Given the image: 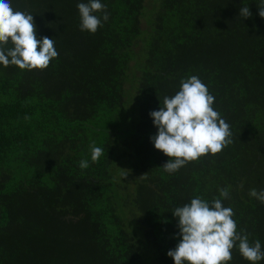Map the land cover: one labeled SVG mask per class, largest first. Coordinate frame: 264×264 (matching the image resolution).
I'll use <instances>...</instances> for the list:
<instances>
[{
	"label": "trees",
	"instance_id": "trees-1",
	"mask_svg": "<svg viewBox=\"0 0 264 264\" xmlns=\"http://www.w3.org/2000/svg\"><path fill=\"white\" fill-rule=\"evenodd\" d=\"M10 2L59 55L44 70L0 65V264H174L172 212L222 188L237 231L264 251V204L249 195L264 190L261 0H101L95 34L80 30L88 0ZM193 75L232 143L168 173L150 113ZM227 264L250 262L236 246Z\"/></svg>",
	"mask_w": 264,
	"mask_h": 264
},
{
	"label": "clouds",
	"instance_id": "clouds-1",
	"mask_svg": "<svg viewBox=\"0 0 264 264\" xmlns=\"http://www.w3.org/2000/svg\"><path fill=\"white\" fill-rule=\"evenodd\" d=\"M77 8L82 32L95 34L102 27L101 16L97 13H103L104 22L109 19L107 6L101 0L81 2ZM258 11L264 18V0L258 5ZM239 16L251 18L249 7L240 8ZM33 17L30 13L14 10L10 0H0V65L5 68L13 65L28 71L44 70L58 57L54 39L37 38ZM214 100L207 86L193 75L182 79L180 90L171 97L165 96L163 106L150 113L158 129L150 140L156 150L169 158L162 166L164 171L175 173L202 156H215L232 143L230 125L214 110ZM102 154V148L91 147L93 162ZM79 167L88 168V161H79ZM249 195L264 204V190L253 188ZM219 196L211 202L193 198L172 212L178 219V236L181 237L175 249L167 253L174 264H227L236 246L250 264L264 260L261 242L257 239L250 243L247 234L238 232L232 208L223 205V199L229 197V189H220Z\"/></svg>",
	"mask_w": 264,
	"mask_h": 264
}]
</instances>
